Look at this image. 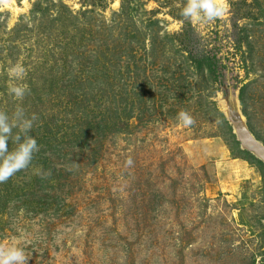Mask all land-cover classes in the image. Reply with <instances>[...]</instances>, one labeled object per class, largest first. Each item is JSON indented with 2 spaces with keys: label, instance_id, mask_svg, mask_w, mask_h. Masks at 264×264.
Here are the masks:
<instances>
[{
  "label": "rangeland",
  "instance_id": "1",
  "mask_svg": "<svg viewBox=\"0 0 264 264\" xmlns=\"http://www.w3.org/2000/svg\"><path fill=\"white\" fill-rule=\"evenodd\" d=\"M183 3L0 0V110L37 116L0 183L27 264H264V0L207 25Z\"/></svg>",
  "mask_w": 264,
  "mask_h": 264
},
{
  "label": "clouds",
  "instance_id": "2",
  "mask_svg": "<svg viewBox=\"0 0 264 264\" xmlns=\"http://www.w3.org/2000/svg\"><path fill=\"white\" fill-rule=\"evenodd\" d=\"M228 9L227 0H184L180 15L192 23L207 25L224 16ZM7 74L8 95L15 101H23L30 91L25 83V66L19 62L11 64ZM177 118L185 126L194 123L192 115L185 110H181ZM36 120V114L27 113L22 103H17L11 113L0 110V183L27 168L39 150L37 140L31 134ZM9 141L14 145L11 149ZM125 163L132 165L131 157ZM28 258L19 243L0 245V264H27Z\"/></svg>",
  "mask_w": 264,
  "mask_h": 264
},
{
  "label": "trees",
  "instance_id": "3",
  "mask_svg": "<svg viewBox=\"0 0 264 264\" xmlns=\"http://www.w3.org/2000/svg\"><path fill=\"white\" fill-rule=\"evenodd\" d=\"M211 65H213L212 63H208V66L212 67Z\"/></svg>",
  "mask_w": 264,
  "mask_h": 264
}]
</instances>
